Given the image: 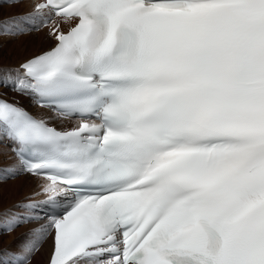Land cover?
I'll return each instance as SVG.
<instances>
[{
    "label": "snow or ice",
    "instance_id": "obj_1",
    "mask_svg": "<svg viewBox=\"0 0 264 264\" xmlns=\"http://www.w3.org/2000/svg\"><path fill=\"white\" fill-rule=\"evenodd\" d=\"M30 2L0 35L48 29L9 77L51 115L0 98V185L40 181L0 264H264V0Z\"/></svg>",
    "mask_w": 264,
    "mask_h": 264
},
{
    "label": "bare ground",
    "instance_id": "obj_2",
    "mask_svg": "<svg viewBox=\"0 0 264 264\" xmlns=\"http://www.w3.org/2000/svg\"><path fill=\"white\" fill-rule=\"evenodd\" d=\"M30 5V0H25V3L18 7H10L8 3L5 4V0H0V21L29 12L31 10ZM47 33L48 29L45 28L41 31H33L15 37L0 35V97L4 93L24 97L12 92L9 74H11V78H14L15 69L22 62L36 54L49 50L55 44V41L50 39ZM23 56L25 57L24 59H22ZM5 80L9 82L5 84ZM13 101L16 102L15 99ZM34 113L36 117L47 118L51 115L48 109L40 107H38V110L34 107ZM54 124H59V122H54ZM68 126L71 127V124ZM10 145V141L0 138V166H6L13 162L14 155ZM29 183L32 185L28 189L27 185ZM39 184L40 181L32 176H21L0 185V256L9 251H17L31 229L36 227L34 224L21 225L12 233H6L3 231V220L9 210L18 211L15 205L36 193ZM22 233L24 234L22 235ZM51 249L52 241L49 239L40 247L39 253L32 257V264H46L51 254Z\"/></svg>",
    "mask_w": 264,
    "mask_h": 264
},
{
    "label": "rangeland",
    "instance_id": "obj_3",
    "mask_svg": "<svg viewBox=\"0 0 264 264\" xmlns=\"http://www.w3.org/2000/svg\"><path fill=\"white\" fill-rule=\"evenodd\" d=\"M5 4H7L6 2H5ZM31 6V5H30ZM29 6V7H30ZM25 57L23 56L22 57V59H24ZM13 93H16V92H14V91H12ZM2 98H10V99H12V100H16V102L18 101L19 103H22V104H24L25 106H24V108H26V109H30L31 111H33L34 112V107H35V109H37L38 110V107L32 102V100L29 98V97H19V96H17V95H14V94H7V93H4V95L3 96H1ZM32 184H28L27 185V187H28V189H29V187L31 186ZM24 190V189H23ZM23 190H22V193L24 194V192H23ZM11 208V207H10ZM24 233H22V235H23ZM40 251V250H39ZM39 252H37L36 254H38ZM35 254V255H36Z\"/></svg>",
    "mask_w": 264,
    "mask_h": 264
}]
</instances>
